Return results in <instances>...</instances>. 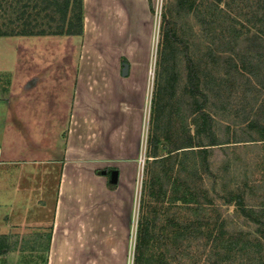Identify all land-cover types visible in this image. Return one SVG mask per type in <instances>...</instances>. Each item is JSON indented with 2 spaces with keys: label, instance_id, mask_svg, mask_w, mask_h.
<instances>
[{
  "label": "crops",
  "instance_id": "1",
  "mask_svg": "<svg viewBox=\"0 0 264 264\" xmlns=\"http://www.w3.org/2000/svg\"><path fill=\"white\" fill-rule=\"evenodd\" d=\"M151 16L148 0H83L81 35L0 36V239L10 242L13 233L33 227L51 235L46 264H125L122 229L130 208V183L126 186L122 178L135 155L134 142L126 152L116 148V156L125 153V162L116 165L115 189H108L106 177L87 172L84 165L91 122L98 155H104L105 147L112 152L128 138L120 135L129 119L120 105L129 95L142 100V87L129 82L134 64L145 61L133 60L125 50L134 49L141 39L145 44ZM116 51L129 62L127 76L119 74V58L104 57ZM42 114L48 115L44 124L35 116ZM56 114L70 115L68 127L81 131L72 136L73 142L83 150L72 156L67 148L58 178L51 149L25 151L37 146L32 139L25 141V152L16 153L9 135L20 127L50 128V115ZM29 115L31 121H26ZM115 120L121 124L113 132ZM15 246L0 252V264H24L28 253Z\"/></svg>",
  "mask_w": 264,
  "mask_h": 264
},
{
  "label": "rangeland",
  "instance_id": "2",
  "mask_svg": "<svg viewBox=\"0 0 264 264\" xmlns=\"http://www.w3.org/2000/svg\"><path fill=\"white\" fill-rule=\"evenodd\" d=\"M34 3L35 0H0V32L11 34L23 32L24 30L31 32L41 30L51 32L55 30V24H50L48 18L51 10L43 11L45 6L43 4V6L40 5L34 9ZM149 5L152 15V27L145 44L141 39L134 49L125 50V54L133 60L142 57V61H145L142 66L134 64L133 79L129 82V84L135 85L136 89L142 87V100H139V97L135 95H129L127 101L125 100L120 105L122 109H125V113L129 118L124 128L120 129V135L128 138L123 140L124 144L121 141L120 146L116 145L115 150H112V152H108L105 147L103 149L104 155H98L93 140L97 132L94 128L92 129L94 123L91 122L88 128L89 143L86 151L88 156L84 168L87 172L93 171L96 175L97 171L101 172L109 169L110 174L106 178V186L108 189L117 188V184L113 183V179L120 169L116 165L125 162L122 160L125 153L122 152L119 156H116V148L117 151H123L124 148L126 152L130 147L129 142H134L133 146L136 152L132 161L129 162L128 172H125V176L122 178V183L126 186L130 183V208L126 211V218H124L126 224L122 229L127 239L125 264H137L134 260L136 257L135 244L138 241L137 226L141 218L147 220L149 238L144 242L138 264H258L253 255L248 254L249 250L245 249L244 246L246 242L242 240L245 235H248V232L252 231L253 226L248 224L243 217H240L233 206H223L220 209L221 216L225 219V224L229 229L239 237L240 243L238 246L230 248L228 252L222 250L220 253H225L226 256H223L221 260L215 255V250L211 249V244L208 243L205 232L192 234L189 231L174 229L168 223V220L172 218L188 220L196 215L194 212L198 209L197 205L192 204L190 196H185L181 189H212V187L209 178L200 181L198 175L194 176L197 158L192 154L180 153L169 160L154 161L157 158L165 157L166 153L172 150V144L185 138L188 131L193 134V118L191 110L181 100V92L171 93L167 89L166 76L162 72L164 69L160 67L159 62V32L163 15L168 16L173 11V0H150ZM23 11L27 13L24 16L25 20L27 15H32V21L28 26H23L24 20L20 18ZM255 12L264 20V0H199L198 10L189 17V24L183 22L186 27L182 30L192 39L194 44L198 43L197 39L201 40L199 36L213 43L214 48L219 53V66L222 63V58L232 51L237 49L253 50L250 58L252 63H257L258 77L254 78L253 83L247 84L244 81L238 83L237 91L233 92L234 94L231 95L229 101H223L222 105L216 104L217 120L221 119L222 123L230 119L228 121L240 124L247 117V113L252 110L256 111L257 105L264 99V21L263 26H259L258 29L257 24H254L255 20L250 19ZM37 13H39V16H36ZM36 20L37 22H35ZM260 30L261 32H259ZM237 34H239L238 40L235 39ZM255 50L257 57H252ZM112 53L106 52L104 57L112 60L119 58V74L129 75L130 65L127 58L120 56L122 51ZM222 72L226 73L225 71ZM161 88L162 96L160 99L162 100L159 103L155 93ZM220 93L222 94L219 97L220 99L223 94L224 99L227 98L226 93L228 92L220 90ZM158 106L161 110L159 114L157 113ZM235 111H237V116L232 114ZM35 116H38L43 124L48 117V115L43 114ZM50 116L52 117L50 128L43 126L39 130L36 128L31 131L29 126V129L20 127L9 131V135L13 140V149H17L16 153L28 148L29 141L31 142L32 139L38 141L37 146H29L25 151L37 149L39 151L40 149V153H43V148L51 149L50 151L45 150L44 153L49 151L54 155L55 175L58 178L60 168L64 163V158H66L67 148L70 146V155L72 156L83 151L78 145L74 144L72 138V136H79L81 131L73 129L72 126H70L71 128L68 127V117L70 116L68 114ZM29 117L30 115L25 116L26 121H31ZM92 121H94V115ZM107 123L108 126L110 120H107ZM118 124L121 123L115 120L113 132L118 128ZM224 126V124L220 125L219 135H223L222 133L226 131ZM69 133H71V139L68 143ZM155 135L158 137L159 142L155 148H149V140ZM25 141L28 143L27 145ZM213 154L216 171L224 168L222 165L224 159L231 160L234 158L231 153L224 155L221 149H215ZM152 155H156L157 158L148 157ZM118 159L121 161H118ZM239 165L245 166L244 163ZM240 168L234 178L229 177L230 175L225 176L229 183L227 187L223 186V189H250L248 187L244 188L242 185L245 173L242 167ZM225 173L223 172L222 175ZM249 177L254 178L253 176ZM185 180H188L189 184L183 183ZM99 185L93 184L94 187L98 186V188ZM251 186H253L251 188L252 193L248 191V194L252 196V198L250 195L248 196L252 199L249 202L250 205L256 209L261 206L264 207V184L256 183ZM217 189L222 188L218 186ZM119 193H122V189ZM15 195L16 193L13 192L12 196ZM194 198L193 201H195ZM103 200L105 203L107 202V198L104 197ZM120 209L122 211V208ZM121 211L119 213L123 218V211ZM89 216L93 217L91 214ZM94 217L96 216L94 215ZM47 231L33 227L18 230L11 235L10 242L0 239V252L6 247L10 248L12 245H16L15 248L28 253L27 259L23 261L24 264H46L48 256ZM7 264H11V262Z\"/></svg>",
  "mask_w": 264,
  "mask_h": 264
},
{
  "label": "trees",
  "instance_id": "3",
  "mask_svg": "<svg viewBox=\"0 0 264 264\" xmlns=\"http://www.w3.org/2000/svg\"><path fill=\"white\" fill-rule=\"evenodd\" d=\"M148 1L150 4V0ZM42 4L45 5L43 11L51 10L48 18L50 24H55V30L51 32L24 30L11 34L0 32V36H69L83 33V0H35L33 8L43 6ZM198 6L199 0H173V11L168 16L163 15L159 32V62L160 67L164 69L161 71L166 76L169 92H181V100L191 110L193 134L188 131L185 138L172 144V150L168 151L165 157L160 159L156 155L148 157L157 158L154 161H158L169 160L180 153L192 154L197 158L194 176L198 175L200 181L209 178L211 183L212 189H181L185 196H190L191 203H195L198 209L191 219H169L168 223L171 227L189 231L192 234L205 232L211 249L215 250V255L221 260L223 256H226L225 253H220L222 250L228 252L230 248L240 243L239 237L229 229L221 216L220 209L223 206H233L235 212L253 226L252 231L242 238L246 242L245 249L249 250L248 254L253 255L256 263L264 264V207L256 209L250 205L249 202L252 199L248 197L250 195L248 191L252 193V184H264V99L257 105L256 111L247 113V117L240 124L228 121L230 119L223 123L219 119V122L216 111V104L222 105L223 101H229L233 92L237 91L238 83L254 82V78H257L259 74L257 63H252L250 58L253 50L235 49L237 53L232 51L223 57L219 66V53L212 42L199 36L201 40L197 39L198 43L194 44L183 31L186 27L183 22L189 24V17L198 10ZM24 7L26 8V5ZM256 12L250 19L255 20L254 24H257L259 29V26H263L264 20ZM26 14L25 11L21 13L20 18L24 20L23 26L30 25L32 21V15H27V19H24ZM36 16H39V13ZM236 38L238 40L239 34L235 35ZM253 53L252 57H257L256 50ZM221 69L226 73H223ZM220 90L228 92L227 98L224 99V94L221 99L219 98L222 95ZM158 91L155 96L160 103L162 88ZM160 112V106H158L157 113ZM236 112L232 114L237 116ZM222 124L225 125L226 131L222 133L223 135H219L218 130ZM158 142L156 135L150 138L149 148H155ZM215 149L223 150L224 155L230 153L234 155L231 160L228 158L223 160L222 170L216 171V163L213 159ZM240 163H244L245 166L239 165ZM240 167L245 173L242 185L250 189H223V186L227 187L229 183L225 176L230 175L229 177L234 178ZM223 172L226 173L222 175ZM109 174V169L97 171V175L106 178ZM183 183L189 184L188 180ZM218 186L222 189H217ZM147 225V220L144 218L138 222V241L135 244L134 259L137 264L144 242L149 238ZM47 239L49 242L50 234L47 235Z\"/></svg>",
  "mask_w": 264,
  "mask_h": 264
},
{
  "label": "water",
  "instance_id": "4",
  "mask_svg": "<svg viewBox=\"0 0 264 264\" xmlns=\"http://www.w3.org/2000/svg\"><path fill=\"white\" fill-rule=\"evenodd\" d=\"M125 75V74H124ZM117 177H118V173L116 172L114 179H113V183H117Z\"/></svg>",
  "mask_w": 264,
  "mask_h": 264
}]
</instances>
